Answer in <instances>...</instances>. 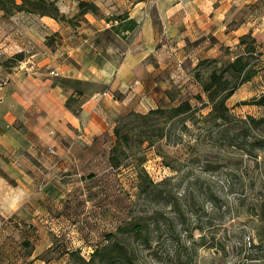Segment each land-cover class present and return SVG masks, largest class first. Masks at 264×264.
Returning a JSON list of instances; mask_svg holds the SVG:
<instances>
[{"label": "rangeland", "instance_id": "obj_1", "mask_svg": "<svg viewBox=\"0 0 264 264\" xmlns=\"http://www.w3.org/2000/svg\"><path fill=\"white\" fill-rule=\"evenodd\" d=\"M81 1L94 2L99 13L80 14ZM141 1L145 0H57L68 20L20 11L7 15L1 10L0 65L7 71L20 70V62L14 60L19 52L11 53L6 46L8 35L28 48L25 56L48 48L58 52L83 46L76 49L79 58L99 64L109 56L119 60L126 43L109 26ZM263 28L255 36L262 52L253 58L259 64L258 73L228 100L238 117L264 116V104H241L264 92ZM37 39L45 43V49ZM235 46L216 57L229 60L242 51ZM191 61L177 56L169 63L163 106L181 99L199 104L194 97L197 93L206 98ZM212 66L206 65L204 72ZM169 90L178 100H170ZM209 110H199V124L192 126L182 143L163 140L161 153L147 149L143 167L155 182H164L154 193L139 195L137 165L141 158L123 159L119 168L109 165L115 134L110 139L105 136L100 158H69L56 169L43 164L36 193L21 195L25 198L21 209L0 218V264H83L81 258L88 260L96 245L111 235L117 237L120 225L139 218L149 224V245L132 235L118 236L129 243L139 264H264V243L257 236L259 214L263 213L264 151L251 157L243 147L218 141L214 128H200L199 114ZM72 251L80 257H72Z\"/></svg>", "mask_w": 264, "mask_h": 264}, {"label": "crops", "instance_id": "obj_2", "mask_svg": "<svg viewBox=\"0 0 264 264\" xmlns=\"http://www.w3.org/2000/svg\"><path fill=\"white\" fill-rule=\"evenodd\" d=\"M263 20L264 0H145L109 26L126 43L119 60L79 58L81 46L27 55L40 65L35 74L0 65V79L10 77L0 81V218L21 209V195L36 193L43 164L100 158L124 114L160 106L177 56L194 67L233 49L242 35L259 34ZM4 40L11 53L29 52L11 35Z\"/></svg>", "mask_w": 264, "mask_h": 264}, {"label": "trees", "instance_id": "obj_3", "mask_svg": "<svg viewBox=\"0 0 264 264\" xmlns=\"http://www.w3.org/2000/svg\"><path fill=\"white\" fill-rule=\"evenodd\" d=\"M0 10L10 15L14 12H26L41 16H50L57 20H68L66 14L61 11L57 0H0ZM100 8L94 2L81 1L79 13L98 14ZM256 37L252 32L242 35L239 38L237 48H242L240 53L235 54L229 60L222 62L219 57H210L203 60L194 68V76L201 85L203 93L195 94L199 104H193L190 99H181L178 103L150 109L146 113L129 111L120 119L115 128V142L110 149L109 165L112 168H119L124 165L123 159L145 158L148 148H156L159 153L160 142L179 144L182 143L185 134L192 131V126L198 125L197 113L200 109L210 107L207 114L202 115L200 120L204 130L208 127L215 129L217 140L222 144L235 147H243L251 157H258L259 150L264 151V116L256 117L247 115L238 117L232 113L228 100L236 90L246 83L251 82L258 73V65L253 62L254 55L260 57L262 52L255 45ZM48 44V43H47ZM225 51H233L226 48ZM26 58L24 52L14 55V60L21 62ZM213 65L208 73L203 68L206 65ZM171 101L178 100V95L171 90L167 92ZM242 105L264 104V92L259 98L250 101H242ZM209 128V129H210ZM257 131V132H256ZM144 151V153H143ZM145 159L137 165L138 192L154 193L164 182H155L146 169L143 167ZM261 207V206H260ZM260 213L261 226L258 230L259 242L264 243V198L262 199ZM117 237L112 235L100 245L93 248L90 258H81L83 264H139L130 249L127 241L119 239L125 235H132L141 239V243L149 245V224L140 218L129 220L117 229ZM71 256L79 252H70Z\"/></svg>", "mask_w": 264, "mask_h": 264}, {"label": "built area", "instance_id": "obj_4", "mask_svg": "<svg viewBox=\"0 0 264 264\" xmlns=\"http://www.w3.org/2000/svg\"><path fill=\"white\" fill-rule=\"evenodd\" d=\"M3 55V52L0 51V56ZM34 58V55L32 56ZM26 59V60H23L20 62V65H19V68L21 71H24V72H27V73H30V74H35L36 72L39 71L40 69V66L39 64L37 63V61L35 59ZM51 75H56V72L55 71H51L50 72ZM10 80V77L9 75H5L4 77H2L0 79L1 83H7L8 81ZM49 150L51 152H53V149L52 148H49Z\"/></svg>", "mask_w": 264, "mask_h": 264}]
</instances>
